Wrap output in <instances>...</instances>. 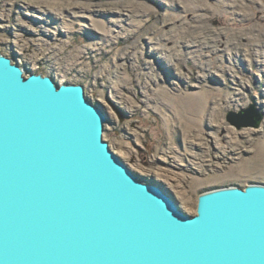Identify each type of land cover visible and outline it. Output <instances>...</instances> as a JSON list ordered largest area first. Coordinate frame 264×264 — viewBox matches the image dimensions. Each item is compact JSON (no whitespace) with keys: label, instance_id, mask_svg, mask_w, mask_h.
Segmentation results:
<instances>
[{"label":"rangeland","instance_id":"1","mask_svg":"<svg viewBox=\"0 0 264 264\" xmlns=\"http://www.w3.org/2000/svg\"><path fill=\"white\" fill-rule=\"evenodd\" d=\"M0 51L82 83L111 148L188 213L264 182V0H0ZM251 106L259 127L230 120Z\"/></svg>","mask_w":264,"mask_h":264},{"label":"water","instance_id":"2","mask_svg":"<svg viewBox=\"0 0 264 264\" xmlns=\"http://www.w3.org/2000/svg\"><path fill=\"white\" fill-rule=\"evenodd\" d=\"M108 120L82 83L0 51V264H264V182L207 188L188 213L111 148Z\"/></svg>","mask_w":264,"mask_h":264}]
</instances>
